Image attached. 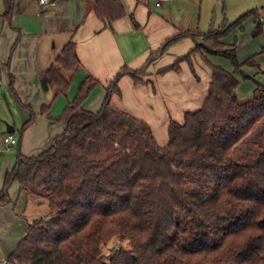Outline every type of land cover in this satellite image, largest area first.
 I'll return each mask as SVG.
<instances>
[{
	"label": "trees",
	"instance_id": "16d2710c",
	"mask_svg": "<svg viewBox=\"0 0 264 264\" xmlns=\"http://www.w3.org/2000/svg\"><path fill=\"white\" fill-rule=\"evenodd\" d=\"M92 11L108 23L125 15L121 0H94ZM248 20L254 23L251 37L262 36L261 15L252 9L207 33L168 37L141 68L116 73L95 112L81 105L99 81L90 74L82 79L58 117L66 122L63 132L35 156L17 150L4 176L0 203L17 182L28 197L45 200L48 210L30 222L10 263L264 264V93L255 82L259 94L238 100L239 80L248 78L243 67L252 66L254 56L240 62L236 38L223 41ZM183 38L193 47L160 73L177 71L198 55L210 71L207 96L199 108L184 111L182 121L169 119L168 140L160 146L144 120L111 98L121 95L122 76L142 82L148 65ZM207 55L225 58L232 70ZM79 64L70 39L40 77L41 88L65 94ZM52 101L37 114L47 115ZM35 117L29 109L20 139ZM114 235L118 248L102 255L101 246Z\"/></svg>",
	"mask_w": 264,
	"mask_h": 264
},
{
	"label": "crops",
	"instance_id": "0c3cea01",
	"mask_svg": "<svg viewBox=\"0 0 264 264\" xmlns=\"http://www.w3.org/2000/svg\"><path fill=\"white\" fill-rule=\"evenodd\" d=\"M93 1L50 0L40 6L38 0H29L28 4L23 2L20 6L17 0H0V191L6 172L13 168L16 161V156L14 160L9 156V149L16 146V154L19 150L24 157L35 156L45 150L52 139L65 129V120H58V117L67 103L74 99L80 82L87 74L95 77L99 85L81 106L95 112L103 101L105 86L121 68H141L149 54L157 51L168 37L188 30L184 23L174 24L162 12L154 11V8L162 7V0L159 6L153 7L150 0H121L125 15L109 23L94 14ZM7 11L9 15L4 16ZM130 14L138 23L137 28L130 20ZM261 20L263 23L262 17ZM247 24L251 25V33L254 23L249 20ZM228 36L224 42L231 43L237 38L234 35L229 40ZM70 39L76 44L80 64L69 78L66 93L60 94L56 89L44 91L40 77ZM187 39L183 38L177 44L187 43L185 47L190 50L193 43H188ZM234 46L237 53L236 42ZM171 49L148 65L141 76L142 82L134 83L128 75L122 76L118 82L121 95L115 94L111 98L114 106L144 120L160 146L167 143L169 119L180 122L184 111L199 108L207 96L210 80V71L200 78L190 67L194 55L187 64L188 70L181 62L177 71L160 73L184 56L177 50L172 49L171 52ZM255 49L249 52L251 54L247 58L254 56L248 73L253 72L256 79L264 77L263 72H258L264 71V53ZM210 56L213 55H207V59L213 62ZM52 99L48 114H37ZM29 109L35 112L36 117L20 139L18 131L28 119ZM7 125L14 128L12 134L16 143L12 146L3 142ZM16 184L18 196L11 192L9 186L8 201L0 203V260L7 259L16 248L26 235L30 222L41 217L29 213V197Z\"/></svg>",
	"mask_w": 264,
	"mask_h": 264
},
{
	"label": "rangeland",
	"instance_id": "374dc122",
	"mask_svg": "<svg viewBox=\"0 0 264 264\" xmlns=\"http://www.w3.org/2000/svg\"><path fill=\"white\" fill-rule=\"evenodd\" d=\"M17 2L19 3L18 5L23 6V2L28 4L29 0H17ZM154 3L155 0H150L152 7L154 6ZM252 9H257L263 19V36L251 37V25L247 24L249 20L244 24L243 30L232 32L228 36V38H230L229 40L233 39L234 35L237 36V56L241 62V60H245L248 55L251 54L249 52L254 48H256L255 50L258 48L259 52L262 50L261 48L264 47V0H162V7L159 9L154 8V11L159 14L162 12L163 15H166L167 20L174 24H179V22L184 23L188 30H197L201 33H207L210 30L218 29L223 24L235 21L240 15ZM187 41L188 43H191L190 38H188ZM185 44H177L176 42L170 48L177 50L178 54L185 55L189 50V47L186 48ZM206 45L210 47L209 44ZM170 48H168V51ZM172 49L170 50L171 52H173ZM260 53H264V51ZM210 59L215 63L222 64L228 71L232 70V66L225 58L220 56H210ZM182 62H184L186 69H189V65H187L188 62ZM190 67L194 69L195 74L200 76V78H203V75L206 76L209 74L208 67L197 55L193 56L192 66ZM244 71L251 77L240 78V85L237 87L236 94L238 100L241 102L252 98L253 94L255 96L259 94L258 90L254 91V87H256L255 80H257L256 82L262 90L260 92L264 93V77L258 76L259 78L255 79L254 77L256 75H252L253 72L248 73V71H250L249 65H246L245 68H243V72ZM258 72L264 73L262 70ZM155 134L156 137L159 138L158 132ZM3 148L5 147L3 146ZM9 151H11L9 156L14 160L16 156V146L11 147ZM10 190L11 192H15L16 196H18V185L16 182H13L10 185ZM28 210L30 214L43 216L48 212L46 201L30 196ZM117 244V239L114 235L101 246V254L108 256L113 251V247Z\"/></svg>",
	"mask_w": 264,
	"mask_h": 264
},
{
	"label": "built area",
	"instance_id": "2783aa9c",
	"mask_svg": "<svg viewBox=\"0 0 264 264\" xmlns=\"http://www.w3.org/2000/svg\"><path fill=\"white\" fill-rule=\"evenodd\" d=\"M50 0H38V3L40 6H44L48 4ZM161 3V0H155L154 5L159 6ZM3 142L6 146H12L16 143V137L12 133H6L3 137ZM115 250L118 248L117 245L113 247ZM0 264H10V262L7 259L0 260Z\"/></svg>",
	"mask_w": 264,
	"mask_h": 264
},
{
	"label": "water",
	"instance_id": "95a60500",
	"mask_svg": "<svg viewBox=\"0 0 264 264\" xmlns=\"http://www.w3.org/2000/svg\"><path fill=\"white\" fill-rule=\"evenodd\" d=\"M5 132L6 133H13L14 132V128L12 126L7 125L6 129H5Z\"/></svg>",
	"mask_w": 264,
	"mask_h": 264
}]
</instances>
